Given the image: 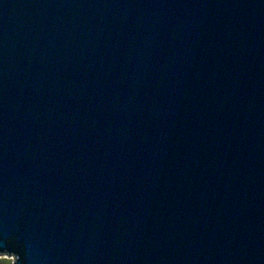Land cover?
I'll list each match as a JSON object with an SVG mask.
<instances>
[{
    "label": "water",
    "instance_id": "95a60500",
    "mask_svg": "<svg viewBox=\"0 0 264 264\" xmlns=\"http://www.w3.org/2000/svg\"><path fill=\"white\" fill-rule=\"evenodd\" d=\"M0 253L264 264V0H0Z\"/></svg>",
    "mask_w": 264,
    "mask_h": 264
},
{
    "label": "rangeland",
    "instance_id": "374dc122",
    "mask_svg": "<svg viewBox=\"0 0 264 264\" xmlns=\"http://www.w3.org/2000/svg\"><path fill=\"white\" fill-rule=\"evenodd\" d=\"M14 255L8 253H0V264H13Z\"/></svg>",
    "mask_w": 264,
    "mask_h": 264
}]
</instances>
